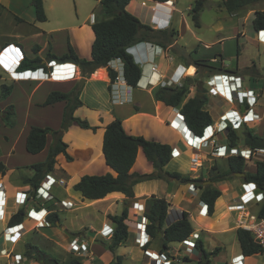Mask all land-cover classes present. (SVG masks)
<instances>
[{"label":"crops","instance_id":"0c3cea01","mask_svg":"<svg viewBox=\"0 0 264 264\" xmlns=\"http://www.w3.org/2000/svg\"><path fill=\"white\" fill-rule=\"evenodd\" d=\"M25 1L0 0V4L4 6L0 20L3 17L7 18L8 23L14 24L17 29L27 26L29 27L28 34L32 36H46L48 39L45 47L39 46L38 51H35L36 46L24 45V35H13L7 37V42L1 44L0 49L2 50L8 45L19 46L24 52L25 60L41 59L42 64L45 65L41 68L48 71L51 78L44 81L24 78L12 80L10 75L0 67L1 71L6 74V80L13 83L12 87L15 85V87L22 90V103L25 104V110L29 116L32 112H42L43 120L46 114L53 116L52 126H47L53 130H58L61 127L66 103L59 102L51 106H43V103L51 92L70 93L77 90L83 105L75 111V117L87 121L97 129L96 131L82 129L77 124H73L64 134L63 140L68 143L67 151L72 160L65 161L67 158L64 155L57 157L55 170L43 180L44 183L51 186L50 198L47 200L35 199L37 188H33L25 182L26 178L33 177L34 171L32 169L31 177L18 178L19 180L16 181H8L4 178L8 172L12 174L18 172L20 166H9L3 162L4 156L0 150V162L7 168L5 175L0 174V183H2L0 206L4 210L3 219H0L2 226L0 230V264H40L34 259L27 258L26 252L29 244L36 245L51 253L59 259L61 264H70L74 259L84 264H113L116 257L122 258V264H127L128 260L133 264H150L144 250L160 252L158 242H151L148 247L142 248L137 236L139 231L132 227L129 230V237L126 242L111 251L109 246L112 239L104 237L102 232L103 230H105V233L109 232L110 228L115 230V223L110 220V216L122 215L124 211H127L130 217L133 214H141L138 209L134 208V205L138 203L145 206L146 199L151 196L165 198L168 201L170 204L168 215H170L171 224L178 220L181 213H188L194 234L198 235L203 242L206 251L212 252L216 248L222 250L224 244L221 240L215 238V235L232 231L236 234L237 232V213H231L230 207L239 203L242 185L245 184L237 175L214 185L222 192V196L216 201L212 215H209L206 205L200 200L202 190L196 188L192 183L180 184L178 179L171 181L157 179L141 182L134 186L135 197L133 200H129L122 193H112L100 200H89L84 198L80 192L75 191L73 187L86 174L104 175L111 173L116 175L106 165L103 155V138L107 125L117 118L122 121L124 129L129 135L166 144L172 148V152L175 150L176 155L172 156L170 163L165 167V170L170 173H177L191 179L203 177L207 180L209 169L213 165L218 166L221 173H228L229 157L241 156V152L247 155L250 150L244 146L243 137L246 132L252 131L260 137H264V66L260 67L252 60L251 64L246 62V64L237 65L235 69H232L224 65L222 56L213 54L203 56L201 61L213 60L220 62L224 71L217 72L203 69L198 73L199 67L190 54L196 52L198 49L197 44L202 43V39L197 36V31L194 29L196 27L192 26L189 19L176 6V0L166 3L153 0H132L128 8L130 13L138 17L142 23L157 31L173 32L175 37L171 44L162 41L143 42L128 50L135 62L142 68V79L136 87L120 85V95L122 99L128 101L125 104H119L112 99V82L106 68L98 69L90 76L85 77L82 75L80 67L72 63L52 64L46 61L49 53L58 57L66 54L69 44L78 56L87 60L91 59V49L95 39L92 24L98 18L100 0H96L97 5L94 9L84 11L79 8V1L76 0V17L69 18L67 21L69 24H65L63 21L64 16H61V14L63 15L61 0H51L49 3L43 0L48 19L50 18L49 11L56 9L60 12V15L56 17L58 25L47 31L44 30V23L36 21V12L30 3L31 0ZM262 2L264 1L238 9L232 15L227 12L230 16L239 18L242 26L246 28L239 31L237 37L249 40L259 50L261 45L264 46V31H261L263 34H260V32L254 30L253 19L256 11L264 10L260 8L258 10L257 8V5ZM25 3L28 4H26V7ZM16 17L20 18L22 22H17ZM187 32L196 41L192 45L180 42ZM55 34L65 36L61 39L67 40V47L64 50H58L54 47L55 39L53 38ZM49 38L53 40L52 43ZM210 46L204 44L205 49H210ZM240 49H238V53L241 57L243 54ZM31 53L35 55H31ZM115 66L118 67V63H115ZM253 66L260 73V77L253 78L249 74H244L246 69ZM10 67L11 65H8L7 69L9 70ZM153 67H156L157 70L155 74L152 72ZM191 68L193 72L190 70ZM225 75L228 76L229 82L223 83L220 80ZM158 76H161L164 81H168L173 77L174 81L179 83L177 86H182L184 83L190 84L188 98L199 95L198 88H203L208 97L204 109L210 113L214 121L213 127L219 126L223 116L226 115L225 117L228 118V113H234L237 117L236 122L239 124L243 117L250 113V117L254 120L250 124L252 126L254 124L255 128L250 124L242 123L236 130L242 139L240 145L234 148L237 150L238 155L231 154L232 148L229 147L225 132L218 133L214 145L211 144V141L201 145L199 141H196V145H193L194 136L189 131L188 134L184 135L178 129V123L172 125L171 121L178 112L181 113V107H171L158 101L156 91L161 87L157 84ZM236 76L245 78L244 82L241 83V88L238 87L239 90H237L240 94L239 100L230 97V83ZM212 77H218L215 79L217 81L215 85L217 95L209 93V80ZM194 80L197 82L195 83ZM82 81L84 82L79 88ZM148 83L150 85L146 87ZM248 91H254L255 96L258 97V104L249 105L251 101L248 102L245 96ZM13 92L12 89L10 96L3 101L5 104H7V101L9 102ZM3 102H0L2 110L11 105L3 106ZM16 106L17 104L14 105L17 118L20 108ZM27 125L24 128L25 146L31 127L36 126L32 122V126L29 128H27ZM5 139L8 143H11V138L5 136ZM51 143L52 137L48 136L45 150L34 155L40 157V159L32 162L30 166L44 162L47 159ZM9 152L10 155L15 153L14 146L9 147ZM7 155L9 154L7 153ZM262 158L263 156H252L250 160H246V170L251 173L255 172L256 161H262ZM249 162L254 163L252 169H248ZM153 172L152 163L148 161L143 150L139 149L131 173L151 174ZM205 185L207 184L205 183ZM195 190L196 194L190 196ZM20 191L28 194V200L24 205H20L15 199V194ZM63 202L72 204V207L66 209ZM21 210L25 213L23 226L13 230L14 243L11 244L8 238L10 232L6 233L5 231L11 227L9 223L12 217ZM49 215H56L57 222L46 226L39 225L42 221L50 222ZM230 215L233 216V221H230ZM43 229L45 230L42 231ZM76 238L88 243V251L82 254L70 251L69 246ZM212 245L215 249L211 248ZM169 247L168 253L171 259L176 260L175 264L179 262L198 264L200 255L197 251L191 255H186L182 243H179L177 250L172 248V244ZM89 253L96 256L95 260L88 259ZM16 255L21 256L22 260H15ZM127 255L130 256V259L127 258ZM241 255L240 249V253L234 255L231 260L237 259ZM216 258L217 256L212 258L211 264ZM225 264H232V261L228 263L226 260Z\"/></svg>","mask_w":264,"mask_h":264},{"label":"trees","instance_id":"16d2710c","mask_svg":"<svg viewBox=\"0 0 264 264\" xmlns=\"http://www.w3.org/2000/svg\"><path fill=\"white\" fill-rule=\"evenodd\" d=\"M132 0H100L99 18L92 24V29L95 35L91 49V59H83L76 54L73 47L69 44L68 52L60 57L49 53L46 57L47 62H55L56 64L72 63L80 67L82 75L90 76L95 71L101 68L108 70L111 82H113L117 73L113 71L109 63L114 59H120L124 63V78L129 87H136L142 78V68L135 62L133 56L128 50L143 42H158L162 41L171 44L175 35L169 31H157L151 26L142 23V21L129 12V5ZM159 3H166L171 0H153ZM209 0H196L190 9V15L195 27L200 28V15ZM264 0H224L223 8L230 14H234L238 9L248 6L253 3H258ZM31 5L36 12V21L45 23L48 20L44 1L31 0ZM4 10V6L0 4V17ZM17 22L22 20L16 17ZM253 28L257 32L264 31V10L255 12L253 19ZM39 46L35 47L38 51ZM195 53V52H194ZM192 54L190 56L192 57ZM198 65V73L203 69L210 71H224V68L210 67L201 64V59H194ZM45 67L42 60L35 58L34 60H24L18 71L36 70ZM190 70L193 69L191 68ZM244 74H249L253 78L260 77V73L253 66L244 71ZM195 83L197 82L194 80ZM191 85L184 83L182 86L174 87H159L156 91L158 101L172 107H181V113L185 116L189 132L193 136H202L205 129L212 126L214 121L208 111L204 108L208 102L206 91L203 88H198V93L188 98ZM12 85L3 84L0 102L5 100L12 93ZM188 98V99H187ZM59 102H65L66 108L64 111L62 124L60 129L53 130L51 128L31 127L27 140L26 151L29 154L37 155L43 152L47 146L48 136L52 137V143L49 148L47 159L44 162L34 164L29 168L34 171L31 178H26L25 182L33 188H39L44 178L53 172L57 166V157L64 155L68 161L72 158L68 154V144L64 142V134L73 124H77L82 129H90L96 131V127H92L87 121L75 117V111L83 105L80 100L79 92L73 90L70 93H62L54 91L49 94L43 106L55 105ZM16 110L14 105H9L5 109L0 108V127L5 124L7 127L13 128L16 124ZM227 140L229 147L235 148L240 145L242 139L237 131L231 126L228 129ZM244 146L251 149H264V137L247 131L243 137ZM139 149H142L146 158L154 167V172L151 174L131 173V169L135 164ZM103 155L106 165L114 171L116 175L107 173L104 175H83L80 181L74 185V190L80 192L81 195L89 200H100L112 193H122L129 200H133L134 186L149 180L165 179L171 181L178 179L180 184L192 183L196 188L202 190L200 200L208 210L209 215H212L215 210L216 201L222 196V192L214 187L215 184L232 178L236 174H245L239 177L244 183H255L260 189L264 190V161H256V170L251 173L246 170V160L238 156H231L228 159L229 172L221 173L218 166L213 165L209 169L207 180L203 177L191 179L183 177L177 173H170L165 170V167L172 159V148L169 145L149 141L144 137L129 135L123 127L120 119L113 120L107 125L103 138ZM7 172L6 166L0 162V174L5 175ZM208 181L210 185H205ZM257 215L264 217V201ZM170 204L165 198H157L151 196L146 199L145 213L149 224L147 231L152 237V243L158 242L159 251L169 255L171 243H182L188 239L193 233V227L189 220V214L183 213V217L171 225H166ZM25 213L19 211L10 220L9 225L17 226L23 223ZM56 215H49L51 224L57 222ZM110 220L115 223L114 236L109 246L113 251L116 247L123 245L129 237V227L126 223L128 213L124 211L122 215L110 216ZM237 239L240 245L241 253L245 257H252L259 254H264L263 249L258 245L253 236L242 229H237ZM149 246V245H148ZM147 246V247H148ZM26 256L28 259H34L40 264H61L59 259L51 253L41 249L36 245L29 244L27 246ZM220 248H216L212 252L205 250L203 242L199 239L196 243V251L200 258L198 264H211L212 258L219 252ZM70 264H84L83 262L74 259ZM113 264H122V258L116 257ZM175 264V263H173Z\"/></svg>","mask_w":264,"mask_h":264},{"label":"rangeland","instance_id":"374dc122","mask_svg":"<svg viewBox=\"0 0 264 264\" xmlns=\"http://www.w3.org/2000/svg\"><path fill=\"white\" fill-rule=\"evenodd\" d=\"M46 1L47 3H49L51 0H46ZM78 1H79V8L82 11L89 10L91 8L94 9L97 5L96 0H78ZM195 1L196 0H176V6L181 10V13H183L189 19L193 27L195 26L192 21V17L190 15V9L194 5ZM223 1L224 0H209L206 3L205 8L200 15V28L197 27L194 28L197 31L196 32L197 36H199L202 39V43H198V44L196 43L198 49L196 50L195 53L193 52L192 57L194 59H201L203 58V56L216 54L224 58V65L226 67L232 69H235L237 65L246 64V62L251 64L252 60L256 62L257 65H260V67L264 66V46L261 45V48L259 50L249 40L243 37L241 38L237 37L238 32L243 31L246 28L242 26L239 18L232 17L227 13V11L223 8V4H222ZM26 4L27 3H25V7ZM61 4H62L61 11L63 13V15L61 14V16H64L63 19L64 23L69 24V22H67L69 18L76 17V12H75L76 0H61ZM257 8L258 10L259 8L264 9V2L257 5ZM59 15L60 12L57 11L56 9L51 12L49 11L50 18L46 23L43 24L45 25L44 26L45 31L51 29V27H55L58 25L56 17ZM28 31H29V27L24 26V27H19V29H17L14 26V24L8 23L7 18L3 17L0 20V45L7 42L8 36L11 37L13 35H24L25 38L24 45L27 44L29 46H34V47L35 46L45 47V44L48 39L46 36H42V35L32 36L31 34H28ZM63 37L65 36L62 34L61 35L55 34V37L53 38L55 39L54 47L58 50H64V48L67 47V40L66 39L61 40ZM49 41L52 43L53 40L49 38ZM180 42H182V44L192 45L196 41L194 40V37L187 32L184 35L182 41ZM204 44L211 45L210 49H205ZM238 49H240V52L242 51L243 55L241 57L239 56ZM33 53H31V55H35ZM3 84L13 85L12 82L6 80V74H4L0 69V95L2 94ZM13 91H14L13 95L11 96L9 102L8 101L6 102L7 104L3 102L5 100L1 101L3 102L2 103L3 106L8 104L11 105L17 104L18 108H20L19 116H17L15 120L16 124L13 128L7 127L3 123L0 127V150H1V154H3L4 156L3 162L7 163L9 166H13V165L20 166L19 167L20 170L15 174H12L11 172L10 173L8 172L6 174L4 178L7 179L8 181H16L19 180L20 178L31 177L32 170L29 168L30 164L35 160L40 159V157L37 156L35 157L34 155L29 154L25 149L24 128H26V125L28 124L27 128H29L30 126H32L31 125L32 122V124L36 125L35 127L50 128L52 126V121H53V116L47 114L43 120L42 112L39 113L32 112V114L29 116L25 110V104L22 103V99H23L22 90L20 88L15 87L14 85ZM250 126H252V124H250ZM253 126L255 128L254 124ZM5 136L11 138V143H8V141L5 139ZM11 146H14L15 153L13 155H10L9 152V147ZM7 153L9 155H7ZM262 159L264 160V157ZM253 164L249 162L248 169H252ZM260 207L261 204H256L254 202L249 205V209L253 213H257ZM231 213H236V212L232 211ZM232 215H230V221H233ZM1 229L2 226L0 224V230ZM44 230L45 229H43L42 231ZM215 238L221 240L224 244V247L216 255L217 258L213 260L212 264H225L226 260L228 263L233 261L231 260L232 257L240 253V245L235 232L232 231L221 235H215ZM12 242L11 244L14 243ZM171 244L174 250H177L179 248V243H171ZM211 248L212 249L214 248L213 245L211 246ZM127 258L130 259V256L127 255ZM245 258H246L245 264H264L263 254L255 255L249 258L245 257ZM127 264H133V262L128 260ZM178 264H186V263L179 262Z\"/></svg>","mask_w":264,"mask_h":264},{"label":"built area","instance_id":"2783aa9c","mask_svg":"<svg viewBox=\"0 0 264 264\" xmlns=\"http://www.w3.org/2000/svg\"><path fill=\"white\" fill-rule=\"evenodd\" d=\"M260 34H263V32H260ZM25 60V55L23 50L19 46L15 45H8L5 48H3L0 51V67L3 68V71L7 72L12 80H16L17 78H24L28 80H38V81H44L51 78V74L46 71L44 68H39L36 70H27L23 72H19L18 69L22 65V62ZM52 64H56L55 62H50ZM115 63H118V67L115 66ZM11 67L9 70L7 69V66ZM110 68L117 73L116 79L112 82L111 86V95L114 102H118L119 104H125L128 100L122 99L120 95V85L121 86H127L126 80L124 78V63L120 59H114L109 63ZM153 74L157 72L156 67L152 68ZM218 77H212L209 80V86L210 90L209 93L211 95H217V89H216V81ZM142 79V78H141ZM212 79V80H211ZM223 79V80H222ZM221 81L223 83H226L228 81V76H223ZM245 80L244 77L236 76L234 77L233 81L230 83L231 90H230V97L232 99L239 100V93L237 90L241 88V83H243ZM141 81V80H140ZM139 81V83H140ZM229 82V81H228ZM138 83V84H139ZM157 84H159L161 87H174L177 86L179 83L177 81H174L173 77H171L168 81H164V79L160 76H158ZM148 83L146 85L149 86ZM180 86V85H179ZM239 87V88H238ZM246 98L248 99V102H250L249 105H256L258 104V97L255 96L254 91H248L245 93ZM172 107V106H171ZM226 116V115H225ZM225 116L222 117V121L217 127L209 126L205 129L202 136H194V143L193 145H196L195 142L199 141L200 145L206 143L207 141H211V144L216 143L217 135L218 133L225 132L226 137L228 134V129L231 126L233 129L237 130L242 123L244 124H250L254 120L252 117H250V113H247L242 121H240V124L236 122V115L234 113L227 114L226 118ZM178 123V129L184 134H188V126L186 123L185 116L178 112L173 120L171 121V124ZM208 137V138H207ZM200 147V146H199ZM201 149V148H200ZM221 151V150H220ZM237 150L232 148L231 154L232 155H238ZM176 152L175 150L172 152V156H175ZM252 156H263L264 157V149H257V150H249L248 154L246 155L244 152H241V157H243L245 160H250ZM1 185L0 183V192H1ZM50 190L51 186L42 182L40 187L36 190L35 193V199H41V200H47L50 198ZM196 190L191 193L190 196L195 195ZM5 195V194H3ZM193 198V197H191ZM15 199L20 205H24L28 200V194L27 192H17L15 194ZM264 201V190L260 189L255 183H245L242 185V194L239 198V203L231 206L230 210L237 213L236 218V227L237 229H242L246 232H249L252 236L254 241L260 245V247L264 251V217H259L257 213H253L249 209V205L253 202L258 204ZM66 209H69L72 207V204L63 202ZM1 205V204H0ZM0 206V219H3L4 210ZM134 208L138 209L141 214H133L131 217L128 216V220H126V223L130 228L134 227L137 231L139 243L142 248H146L151 242L152 237L147 231V225L149 224V221L147 217L144 215L145 213V206L139 205L136 203L134 205ZM50 224V222L42 221L39 223V225L46 226ZM38 225V226H39ZM23 224L17 225L15 227L8 228L5 232H10L8 234L9 241H14V232L13 230L22 227ZM114 229L110 228L109 232L105 233V230H103V236L106 238L112 239L114 236ZM16 234V233H15ZM199 240L198 235L192 234L188 239L184 240L182 244L185 247L186 255H191L192 253L196 252V243ZM70 251L72 253L76 254H82L83 252L88 251V243H84L80 239L76 238L74 239L70 246ZM145 256L148 257L150 264H173L176 262V260L173 258L171 259L170 254L156 252V251H150V250H144ZM264 255V254H263ZM96 256L94 254L89 253L88 259L93 261L95 260ZM15 260L21 261L22 257L19 255H16L14 257ZM246 258L244 255L239 256L237 259H234L232 261V264H245Z\"/></svg>","mask_w":264,"mask_h":264},{"label":"water","instance_id":"95a60500","mask_svg":"<svg viewBox=\"0 0 264 264\" xmlns=\"http://www.w3.org/2000/svg\"><path fill=\"white\" fill-rule=\"evenodd\" d=\"M202 64L204 65H207V66H210V67H215V68H221L222 67V64L220 62H217V61H213V60H203L201 61ZM84 81L81 82V84L79 85V88L82 86ZM200 95V94H199ZM238 177H241V176H245V174H236ZM207 185H210L211 182L208 181L206 183ZM183 217V213H181L180 217L178 218L181 219ZM166 225L169 226L171 225V222H170V215H168L167 219H166Z\"/></svg>","mask_w":264,"mask_h":264}]
</instances>
